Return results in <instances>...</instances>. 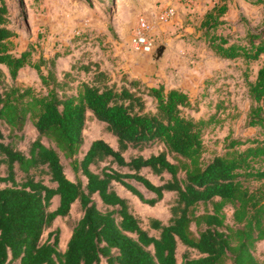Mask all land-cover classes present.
<instances>
[{"label":"trees","instance_id":"16d2710c","mask_svg":"<svg viewBox=\"0 0 264 264\" xmlns=\"http://www.w3.org/2000/svg\"><path fill=\"white\" fill-rule=\"evenodd\" d=\"M249 1L264 10V0ZM216 9L201 21L216 55L245 62L264 55V26L243 42L210 33L226 5ZM16 35L0 0V264H264L255 251L264 239V61L247 81L245 123L254 132L226 136L222 150L206 156L214 114L190 115L184 89L146 85L125 72L117 78L92 58L72 61L59 75L58 50L44 56L28 44L16 51ZM25 65L36 70L37 87L17 81ZM88 115L105 123L115 146L96 137L84 149ZM28 124L36 136L24 150L18 144ZM115 183L149 205L173 191L168 219L151 216L144 226ZM57 216L71 228L64 249Z\"/></svg>","mask_w":264,"mask_h":264},{"label":"rangeland","instance_id":"374dc122","mask_svg":"<svg viewBox=\"0 0 264 264\" xmlns=\"http://www.w3.org/2000/svg\"><path fill=\"white\" fill-rule=\"evenodd\" d=\"M8 7L9 26L16 30L14 49L16 51L33 44L38 51L58 50L56 69L60 74L72 61L81 58L100 60L102 68L118 78L121 72L140 78L144 84L163 83L167 87H181L187 91L193 102L186 111L194 117H208L214 114L204 133L205 155L220 152L226 136H246L254 129L245 123L249 107L247 81L253 80L264 56L245 62L242 58L225 59L216 55L206 44L200 25L205 9L226 5V12L210 33L230 35L240 41L250 29L264 26L262 3L249 0H206V8L197 10L181 0H5ZM175 7L174 16L164 22H157L151 31L155 46L164 43L169 46L165 59L156 62L151 53L134 50L130 38L141 17L155 22L152 3L163 7L167 3ZM214 6V7H213ZM66 49H69L66 50ZM53 51V52H54ZM17 81L37 87L39 78L35 69L25 66L18 72ZM151 105V99L147 98ZM84 133V148L96 137L116 145L115 137L107 131L105 123L88 115ZM36 136L35 128L28 124L24 140L18 146L26 150L28 140ZM147 152V151H146ZM155 182L159 177L149 169L143 170ZM66 174L73 178L69 168ZM167 176V174H165ZM47 182V177L44 176ZM115 188L129 199L131 209L142 224L147 226L151 216L166 221L174 192L166 191L160 201L149 205L126 190L119 183ZM58 198H52L55 207ZM80 212L76 203L70 208V216L77 218ZM53 226L59 227V246L65 248L71 233L66 217L57 216ZM151 233L157 231L151 229ZM184 246L178 245L177 254ZM256 254L264 258V239L256 243Z\"/></svg>","mask_w":264,"mask_h":264},{"label":"built area","instance_id":"2783aa9c","mask_svg":"<svg viewBox=\"0 0 264 264\" xmlns=\"http://www.w3.org/2000/svg\"><path fill=\"white\" fill-rule=\"evenodd\" d=\"M185 5L192 6L194 0H181ZM155 20L164 23L170 20L175 14V7L172 4H166L163 7H154ZM154 22L148 18L141 17L133 29L132 36L130 38V44L134 50L141 52L151 53L155 47L153 39L151 38V31L153 29Z\"/></svg>","mask_w":264,"mask_h":264},{"label":"crops","instance_id":"0c3cea01","mask_svg":"<svg viewBox=\"0 0 264 264\" xmlns=\"http://www.w3.org/2000/svg\"><path fill=\"white\" fill-rule=\"evenodd\" d=\"M205 1H206V0H194V4H193L192 6L194 7V9L197 8V10L200 9L201 7H204L203 9H205V8L207 7L206 4H205ZM167 4H171V3L168 2ZM151 5H152V8H151V9L154 11V9H155L154 7H155L156 4H155V3H152ZM205 11H207V9H205ZM225 12H226V11H225ZM202 18H203V16H202ZM220 18L223 19V16L221 15ZM201 21H202V19H201ZM201 21H200V25H201ZM157 22H158V21L155 20L154 24H155V23L157 24ZM156 26H157V25H154V27H156ZM154 27H153V29H154ZM202 29H204V28L202 27ZM206 44H207V42H206ZM207 46H208V45H207ZM167 47H168V50H169V46H167ZM22 49H23V48H22ZM22 49H21V50H22ZM54 49H55V48H54ZM54 49H53V51H54ZM21 50H19V51H21ZM168 50H167V51H168ZM53 51H52V49H50L49 52H47V50H45V51H41V52H42V54H43L44 56H50V55H52L56 50H55L54 52H53ZM59 56H61V55H59ZM59 56H58V57H59ZM263 56H264V55H263ZM58 57H57V58H58ZM57 58H56V61H57ZM225 59H229V58H225ZM25 66H29V65H25ZM25 66L21 67V68L19 69V71H20L22 68H24ZM0 67L6 70V66H5L3 63H0ZM31 68H32V67H31ZM68 68H69V67H68ZM33 69H34V68H33ZM65 69H67V68H65ZM19 71H18V72H19ZM56 71H57V69H56ZM57 73H58V72H57ZM58 74H59V73H58ZM60 74H61V73H60ZM60 74H59V75H60ZM17 77H18V75H17ZM142 81H143V80H142ZM143 82H144V81H143ZM157 84H158V83H157ZM157 84H156V83H152V84H149V85H157ZM180 88H181V87H180ZM182 89H183V88H182ZM185 91H186V90H185ZM115 140H116V139H115ZM87 146H88V145H87ZM113 146H115V145H113ZM84 149H86V147H85ZM147 152H148V151H147ZM147 152L144 151V153H147ZM165 192H166V191H165ZM172 192H173V191H172ZM54 196H56V197L58 198L57 195H54ZM54 196H53V197H54ZM53 197H52V198H53ZM159 201H160V200H159ZM57 203H58V202H57ZM155 204H156V203H155ZM50 207H51V206H50ZM51 208H54V207H51ZM169 215H170V214H169ZM153 217H154V216H153ZM68 226H69V225H68ZM69 227H70V226H69ZM70 229H71V228H70ZM150 230H151V229H150ZM153 230H154V229H153ZM155 231H156V230H155ZM70 234H71V233H70ZM69 236H70V235H69ZM65 246H66V245H65Z\"/></svg>","mask_w":264,"mask_h":264},{"label":"water","instance_id":"95a60500","mask_svg":"<svg viewBox=\"0 0 264 264\" xmlns=\"http://www.w3.org/2000/svg\"><path fill=\"white\" fill-rule=\"evenodd\" d=\"M167 49H168V47L166 44L159 43L154 47V49L151 53V56L153 57V59L156 62H161L165 59V53H166Z\"/></svg>","mask_w":264,"mask_h":264}]
</instances>
